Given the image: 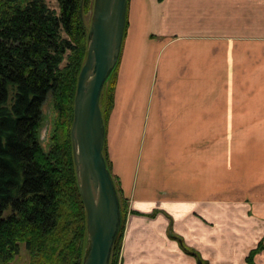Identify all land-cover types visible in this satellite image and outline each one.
<instances>
[{"label":"crops","instance_id":"1","mask_svg":"<svg viewBox=\"0 0 264 264\" xmlns=\"http://www.w3.org/2000/svg\"><path fill=\"white\" fill-rule=\"evenodd\" d=\"M105 125L119 264H245L264 238V0H128Z\"/></svg>","mask_w":264,"mask_h":264},{"label":"trees","instance_id":"2","mask_svg":"<svg viewBox=\"0 0 264 264\" xmlns=\"http://www.w3.org/2000/svg\"><path fill=\"white\" fill-rule=\"evenodd\" d=\"M56 2L58 14L45 0H0V264L11 262L21 246L29 252V264H82L87 246L70 129L87 52L89 26L84 18L92 6L91 0ZM117 67L100 97L104 125L109 114L101 105L110 93L111 110ZM49 96L54 116L45 150L40 130ZM119 204L121 225L109 264H119L126 223L120 199ZM263 241L249 251L246 264H256Z\"/></svg>","mask_w":264,"mask_h":264},{"label":"water","instance_id":"3","mask_svg":"<svg viewBox=\"0 0 264 264\" xmlns=\"http://www.w3.org/2000/svg\"><path fill=\"white\" fill-rule=\"evenodd\" d=\"M127 9L128 0H93L86 58L77 79L70 140L86 212L87 246L82 264H109L121 225L118 193L103 155L105 125L100 97L119 62Z\"/></svg>","mask_w":264,"mask_h":264},{"label":"rangeland","instance_id":"4","mask_svg":"<svg viewBox=\"0 0 264 264\" xmlns=\"http://www.w3.org/2000/svg\"><path fill=\"white\" fill-rule=\"evenodd\" d=\"M45 2H46L47 6L50 10L54 11L57 14L59 13V8H58V4H57L56 0H45ZM91 6L93 8V0H91ZM91 13H92V11L84 18V21H85V24L87 27L90 25ZM64 65L65 64H63L62 66H64ZM115 76H116V74H115ZM115 76H114V78H115ZM110 98H111L110 93H106L104 96V101L101 105L103 110H104L103 112H105L106 115L109 114V111H110V110H108V101H110ZM53 116H54V113H53V108L51 105V97L49 96V98L47 99V101L44 104L43 109H42V124H41V130H40L41 146L45 150H48L49 139H50V136L52 133V128H53ZM107 117H108V115L106 116V119H107ZM104 151H103V153H104ZM115 186L117 189V193H118L120 202L122 204V208L126 210L125 214L127 215L128 206H127L126 202L124 201L123 197L120 196L119 186H118L117 182H115ZM263 244H264V241H263ZM29 258H30L29 252L27 250H25V248L23 246H21L20 250H19V254L8 264H29L30 263ZM245 264H246V262H245Z\"/></svg>","mask_w":264,"mask_h":264}]
</instances>
